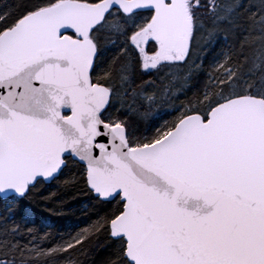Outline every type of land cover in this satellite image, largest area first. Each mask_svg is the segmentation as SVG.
Listing matches in <instances>:
<instances>
[{
  "label": "snow or ice",
  "instance_id": "6c2138e0",
  "mask_svg": "<svg viewBox=\"0 0 264 264\" xmlns=\"http://www.w3.org/2000/svg\"><path fill=\"white\" fill-rule=\"evenodd\" d=\"M0 264H264V0H0Z\"/></svg>",
  "mask_w": 264,
  "mask_h": 264
}]
</instances>
